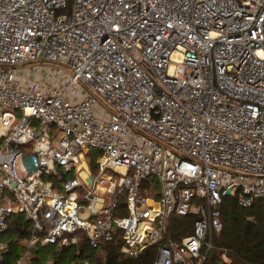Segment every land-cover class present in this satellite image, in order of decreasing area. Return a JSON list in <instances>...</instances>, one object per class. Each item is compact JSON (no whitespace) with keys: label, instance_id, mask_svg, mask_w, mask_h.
Here are the masks:
<instances>
[{"label":"built area","instance_id":"obj_1","mask_svg":"<svg viewBox=\"0 0 264 264\" xmlns=\"http://www.w3.org/2000/svg\"><path fill=\"white\" fill-rule=\"evenodd\" d=\"M228 198H264V0H0V237L206 264Z\"/></svg>","mask_w":264,"mask_h":264},{"label":"trees","instance_id":"obj_2","mask_svg":"<svg viewBox=\"0 0 264 264\" xmlns=\"http://www.w3.org/2000/svg\"><path fill=\"white\" fill-rule=\"evenodd\" d=\"M91 155V168L96 171L100 154L91 150ZM221 210L224 226L214 237L215 245L206 264H264V198L256 199L250 206L228 198L223 201ZM194 220L193 215L172 217V236L179 238L192 232ZM32 232L33 221L25 214L10 216L8 228L0 237L8 248L3 254L4 264H17L28 253L30 264H153L157 254V246H151L139 256H129L121 251L117 242L95 248L85 238L74 246L37 245L34 252L28 243Z\"/></svg>","mask_w":264,"mask_h":264},{"label":"rangeland","instance_id":"obj_3","mask_svg":"<svg viewBox=\"0 0 264 264\" xmlns=\"http://www.w3.org/2000/svg\"><path fill=\"white\" fill-rule=\"evenodd\" d=\"M18 118H20V116L18 115ZM92 151H94V150H92ZM94 152H96V151H94ZM91 159H92V155H91V151H89L88 152V156H87V158H86V162L88 161V167H89V169L92 171V168H91ZM86 164V163H85ZM84 166V165H83ZM93 172H95V171H93ZM97 172V171H96ZM24 264H29V263H27V261L24 263ZM50 264H51V262H50Z\"/></svg>","mask_w":264,"mask_h":264},{"label":"crops","instance_id":"obj_4","mask_svg":"<svg viewBox=\"0 0 264 264\" xmlns=\"http://www.w3.org/2000/svg\"><path fill=\"white\" fill-rule=\"evenodd\" d=\"M4 244H6L5 242H3ZM6 246H7V244H6ZM34 248V247H33ZM36 248V247H35ZM8 249V248H7ZM7 251V250H6ZM5 251V252H6ZM36 251V250H35ZM34 251V252H35ZM4 252V253H5ZM3 253V254H4ZM30 259H31V255H29V254H26L24 257H22L21 259H20V262H21V264H24L26 261H27V263H29L30 264Z\"/></svg>","mask_w":264,"mask_h":264},{"label":"water","instance_id":"obj_5","mask_svg":"<svg viewBox=\"0 0 264 264\" xmlns=\"http://www.w3.org/2000/svg\"><path fill=\"white\" fill-rule=\"evenodd\" d=\"M37 135H39V132L37 133ZM88 180H89L90 182H92V178H91V177H90ZM227 194H229V192H227ZM229 197H231V196L229 195ZM32 250L35 251L36 248L34 247Z\"/></svg>","mask_w":264,"mask_h":264},{"label":"bare ground","instance_id":"obj_6","mask_svg":"<svg viewBox=\"0 0 264 264\" xmlns=\"http://www.w3.org/2000/svg\"><path fill=\"white\" fill-rule=\"evenodd\" d=\"M86 172H84V174H85Z\"/></svg>","mask_w":264,"mask_h":264}]
</instances>
